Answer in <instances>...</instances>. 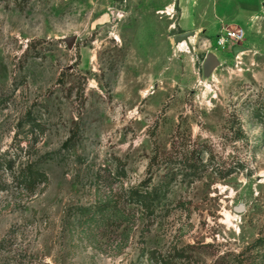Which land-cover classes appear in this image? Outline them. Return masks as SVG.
<instances>
[{
	"label": "rangeland",
	"instance_id": "374dc122",
	"mask_svg": "<svg viewBox=\"0 0 264 264\" xmlns=\"http://www.w3.org/2000/svg\"><path fill=\"white\" fill-rule=\"evenodd\" d=\"M192 149L156 218L102 186ZM158 259L264 264V0H0V264Z\"/></svg>",
	"mask_w": 264,
	"mask_h": 264
},
{
	"label": "trees",
	"instance_id": "16d2710c",
	"mask_svg": "<svg viewBox=\"0 0 264 264\" xmlns=\"http://www.w3.org/2000/svg\"><path fill=\"white\" fill-rule=\"evenodd\" d=\"M261 116V113H259ZM243 136V132L240 129L236 132V139H240ZM197 150L192 149L188 153V157L186 156H167L158 161V167L163 166L166 171L161 175L158 182L152 184V174L142 183H138L136 186L127 187L126 189L123 188L122 182L119 180H115L109 182L108 184H103V188L107 187L108 191L113 190V184L115 186V194L117 197L120 195L124 199V204H133L139 206L140 209L144 208L146 215L151 217H157L155 213L157 209L162 210L164 206H160V201L165 197L166 193L170 188L172 181L176 178H179L181 181L187 180V183H192L201 177L207 169H210V161H206L205 164L208 163L206 166L205 164H200L199 158L202 154H207L204 150L197 155ZM157 154V152H156ZM179 151H177V155ZM158 155V154H157ZM155 155V156H157ZM193 158V159H191ZM154 159V157L152 158ZM182 159V160H181ZM191 159V160H190ZM152 165L149 164L147 169L150 171ZM154 172L153 170L151 171ZM151 186V187H150ZM150 187V188H149ZM155 205L157 208H155ZM98 211L102 214V218L105 220L103 223L106 225L112 224L113 230L121 229V235L124 234L126 237V233L129 229L133 227L135 224V213L130 211H125L121 209L119 206L118 201H114L112 199H106V201L99 202L97 206H95V211L91 212L90 215L95 216ZM91 221V220H90ZM125 240V238H123ZM160 264H168V259H158Z\"/></svg>",
	"mask_w": 264,
	"mask_h": 264
},
{
	"label": "crops",
	"instance_id": "0c3cea01",
	"mask_svg": "<svg viewBox=\"0 0 264 264\" xmlns=\"http://www.w3.org/2000/svg\"><path fill=\"white\" fill-rule=\"evenodd\" d=\"M182 3H183V2H182ZM185 15H187V14L185 13ZM187 17H188V16L184 17V14H183V16H182V21H184V19H187ZM238 18H239L240 21L244 24V22H245L246 19H247V16H246L243 12H240V13L238 14Z\"/></svg>",
	"mask_w": 264,
	"mask_h": 264
},
{
	"label": "water",
	"instance_id": "95a60500",
	"mask_svg": "<svg viewBox=\"0 0 264 264\" xmlns=\"http://www.w3.org/2000/svg\"><path fill=\"white\" fill-rule=\"evenodd\" d=\"M112 17H113V19H115L116 18V15L113 13L112 14ZM182 39H186L187 40L188 39L187 35L184 34L183 37H182Z\"/></svg>",
	"mask_w": 264,
	"mask_h": 264
},
{
	"label": "built area",
	"instance_id": "2783aa9c",
	"mask_svg": "<svg viewBox=\"0 0 264 264\" xmlns=\"http://www.w3.org/2000/svg\"><path fill=\"white\" fill-rule=\"evenodd\" d=\"M231 37H235V34H232V35H230ZM222 39H224V38H222Z\"/></svg>",
	"mask_w": 264,
	"mask_h": 264
},
{
	"label": "bare ground",
	"instance_id": "6f19581e",
	"mask_svg": "<svg viewBox=\"0 0 264 264\" xmlns=\"http://www.w3.org/2000/svg\"><path fill=\"white\" fill-rule=\"evenodd\" d=\"M187 37H188V40L191 39V38H189V36H187Z\"/></svg>",
	"mask_w": 264,
	"mask_h": 264
}]
</instances>
